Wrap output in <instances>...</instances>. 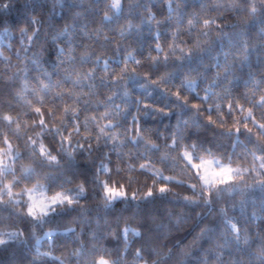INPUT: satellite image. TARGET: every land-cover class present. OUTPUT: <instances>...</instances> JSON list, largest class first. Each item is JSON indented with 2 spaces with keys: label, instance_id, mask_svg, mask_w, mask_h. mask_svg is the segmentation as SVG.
<instances>
[{
  "label": "snow or ice",
  "instance_id": "6c2138e0",
  "mask_svg": "<svg viewBox=\"0 0 264 264\" xmlns=\"http://www.w3.org/2000/svg\"><path fill=\"white\" fill-rule=\"evenodd\" d=\"M13 246V264H264V0H0Z\"/></svg>",
  "mask_w": 264,
  "mask_h": 264
},
{
  "label": "trees",
  "instance_id": "16d2710c",
  "mask_svg": "<svg viewBox=\"0 0 264 264\" xmlns=\"http://www.w3.org/2000/svg\"><path fill=\"white\" fill-rule=\"evenodd\" d=\"M10 16L12 19H15L17 17V12L13 10L10 13ZM90 207H95V202L89 203ZM48 230V226H45L44 231ZM45 244V250H46V241L43 242ZM26 249L22 247H16L13 246L12 248H9L7 250L0 249V264H13L14 261H20V260H27L29 257L25 254ZM59 254V253H57Z\"/></svg>",
  "mask_w": 264,
  "mask_h": 264
}]
</instances>
